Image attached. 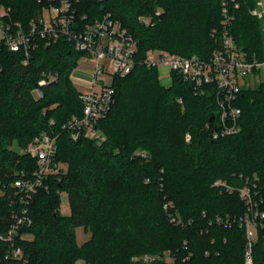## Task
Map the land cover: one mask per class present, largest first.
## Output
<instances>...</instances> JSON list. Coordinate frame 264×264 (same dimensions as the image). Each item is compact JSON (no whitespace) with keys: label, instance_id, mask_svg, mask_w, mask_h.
<instances>
[{"label":"trees","instance_id":"16d2710c","mask_svg":"<svg viewBox=\"0 0 264 264\" xmlns=\"http://www.w3.org/2000/svg\"><path fill=\"white\" fill-rule=\"evenodd\" d=\"M239 2L233 34L247 56L264 58L262 21L251 12L261 0ZM1 5L24 22L39 11L37 0ZM80 11L89 20L107 12L119 20L136 42L138 62L151 50L209 59L220 46L212 32L220 26L221 0H80ZM83 55L66 39L41 41L27 62L23 52L0 50V235L19 208L14 181L37 168L24 149L47 131L58 135L55 163H66L67 171L49 175L29 205L31 224L19 237L29 264H244L247 239L238 219L247 205L237 190L213 184L249 185L264 210V81L238 96L241 131L215 139L214 90L197 95L174 71L166 86L157 67L138 63L113 79L115 102L100 122L106 138L73 140L63 124L83 113L71 81ZM49 75L56 79L35 98L32 90ZM63 191L68 215L59 212ZM79 226L91 232L82 244ZM8 246L0 238V264H20L5 259ZM253 256L264 264V226H257Z\"/></svg>","mask_w":264,"mask_h":264},{"label":"built area","instance_id":"2783aa9c","mask_svg":"<svg viewBox=\"0 0 264 264\" xmlns=\"http://www.w3.org/2000/svg\"><path fill=\"white\" fill-rule=\"evenodd\" d=\"M37 3V15L27 22L14 20L10 6H0V50L5 48L13 52H23L26 57L24 62H27L30 52L41 41L50 45L59 39H66L76 50L83 52V56L94 59L91 86L87 90H80L79 97L84 104L83 113L81 116H73L63 124V129L69 132L73 140L85 137L101 142L106 138L100 122L107 117L115 102L113 79L115 76H126L138 63L148 67L165 66L169 68L170 77L173 71L181 74L193 84L197 95L214 90L218 114H214V121L209 123L213 138L218 139L241 131L239 120L242 110L236 101L241 90L252 85L246 79L264 73V58L247 56L233 34L235 11L240 7L239 0H221L220 26L212 32L213 35L219 34L220 46L209 59H203L196 54L186 56L159 51L157 58L149 52L139 62L135 56L136 42L110 13H103L89 20L88 14L80 11V0H37ZM251 12L258 15V8H253ZM55 79L54 75L40 79L38 86L32 90L33 96L43 97V86ZM187 139H190V135H187ZM24 151L37 159V168L32 175L27 176L23 172V177L14 181L19 208L12 211L10 227L0 238L9 245L5 259L29 264L19 243V237L22 236L20 231L31 224L29 205L34 195L46 185L47 177L59 172L62 167L60 163H55L58 135L42 131ZM213 185L231 192L237 190L244 199L247 212L238 219L239 225L245 229L247 239L244 264H255L253 246L257 226H264V210L259 208L249 185L235 188L221 179L216 180ZM217 221L225 220L217 216Z\"/></svg>","mask_w":264,"mask_h":264},{"label":"rangeland","instance_id":"374dc122","mask_svg":"<svg viewBox=\"0 0 264 264\" xmlns=\"http://www.w3.org/2000/svg\"><path fill=\"white\" fill-rule=\"evenodd\" d=\"M258 8V15L260 17V20L262 21V29L264 31V15H263V9H264V0H261L260 4L257 6ZM150 53H152L153 55H155V57L157 58L159 56V51L158 50H151ZM94 63V59L92 57H85L82 56V58H80L79 63L77 65V67L74 68V70L71 73V81L72 83L80 90H87L88 88H90L91 86V78H90V74H86V70L89 71V69H91L92 64ZM160 74H161V82L162 84L168 86L171 84V77L169 75V68H164V67H160ZM110 78L108 77V80ZM247 82L252 83L251 86H255L257 84H259V81H264V73L260 74V76H251L249 78L246 79ZM187 135H190L189 132L186 133L185 137H187ZM187 140V138H186ZM14 147H16L14 145ZM60 165L62 166V169L65 171H67V164L66 163H62L60 162ZM71 209H70V203H69V196L68 193L63 191L60 194V204H59V212L62 215H68L70 213ZM76 241L78 242V244H82L83 242H85L86 240H88L90 238L91 232L90 231H86L85 228L83 226H79L76 229ZM76 264H93L90 262H86L83 259H79Z\"/></svg>","mask_w":264,"mask_h":264},{"label":"crops","instance_id":"0c3cea01","mask_svg":"<svg viewBox=\"0 0 264 264\" xmlns=\"http://www.w3.org/2000/svg\"><path fill=\"white\" fill-rule=\"evenodd\" d=\"M161 67H164L165 68V66H161ZM167 68V67H166ZM165 68V69H166ZM160 67L158 68V70H159V74H160ZM93 72H94V65L92 64V67H91V69H89V71L88 70H86V74H90V78H91V80H92V77H93ZM168 72H169V70H168ZM160 76H161V74H160ZM160 80H161V77H160Z\"/></svg>","mask_w":264,"mask_h":264},{"label":"water","instance_id":"95a60500","mask_svg":"<svg viewBox=\"0 0 264 264\" xmlns=\"http://www.w3.org/2000/svg\"><path fill=\"white\" fill-rule=\"evenodd\" d=\"M214 119H215V115L212 114L211 117H210V122L212 123L214 121Z\"/></svg>","mask_w":264,"mask_h":264}]
</instances>
